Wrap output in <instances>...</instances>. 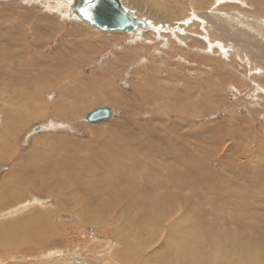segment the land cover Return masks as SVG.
I'll return each instance as SVG.
<instances>
[{
    "label": "rangeland",
    "instance_id": "374dc122",
    "mask_svg": "<svg viewBox=\"0 0 264 264\" xmlns=\"http://www.w3.org/2000/svg\"><path fill=\"white\" fill-rule=\"evenodd\" d=\"M121 2L153 28L100 32L71 0H0V264H211L192 246L217 232L263 264L264 0ZM99 107L113 120L88 124ZM146 165L172 170L164 192L138 181ZM164 193L176 208L138 236L149 218L130 204Z\"/></svg>",
    "mask_w": 264,
    "mask_h": 264
},
{
    "label": "bare ground",
    "instance_id": "6f19581e",
    "mask_svg": "<svg viewBox=\"0 0 264 264\" xmlns=\"http://www.w3.org/2000/svg\"><path fill=\"white\" fill-rule=\"evenodd\" d=\"M63 1H65V0H63ZM122 1V0H121ZM127 1V0H126ZM129 1V0H128ZM131 2H132V0H130ZM71 2H73V4H74V0H71ZM122 3V2H121ZM68 4H70V3H68ZM123 6L125 7V8H127V9H129V11H131V8H134V7H138V4H134V3H125L124 4V2H123ZM70 7H72L71 5H70ZM140 7V6H139ZM137 9H139V8H137ZM136 14V13H135ZM140 14V13H139ZM136 16L138 17V15L136 14ZM137 19V18H136ZM139 20H141L140 18H139ZM77 21V20H76ZM144 21V20H143ZM83 22V21H82ZM145 22V21H144ZM41 23H43L42 25L41 24H38V25H36V30H44V31H46V32H51V31H54V27H53V25H51V24H49V23H46V22H41ZM80 23V22H79ZM85 23V22H84ZM146 23V22H145ZM148 23V22H147ZM146 23V24H147ZM87 24V23H86ZM87 25H89V24H87ZM92 27V26H91ZM149 27V26H148ZM145 28H147V26L145 27ZM149 28H153V27H151V25H150V27ZM149 28H147V29H149ZM95 29V28H94ZM142 29H144V28H142ZM97 30V29H96ZM99 31V30H98ZM138 31V30H137ZM149 31H151V30H145V32H144V34H148L149 33ZM155 31H158V30H155ZM155 31H154V33H155ZM100 32H111V31H100ZM115 32H117V31H115ZM122 33H124V32H122ZM130 33V32H129ZM151 33V32H150ZM134 35H136V34H134ZM137 35H140V34H137ZM151 35V34H150ZM135 37V36H134ZM144 37H146V36H144ZM145 40V39H144ZM10 45H11V49H13L12 47H13V45L10 43ZM23 46H25L26 47V44H24ZM28 47H30L29 45H28ZM38 49H36V51H37ZM23 55H24V53H22ZM34 56H36V55H34ZM38 57V56H37ZM36 57V58H37ZM39 64H40V60H39ZM32 65H34V66H38V63L34 60V59H31V66ZM23 66V65H22ZM40 67V66H39ZM25 71V70H24ZM24 71H20L21 73L22 72H24ZM19 72V73H20ZM65 78V77H64ZM10 82V81H9ZM23 83V82H22ZM25 84V83H24ZM23 85V84H22ZM34 85H35V83H34ZM14 86V85H13ZM37 86V85H36ZM23 87V86H22ZM14 88H16V87H14ZM17 90V89H16ZM15 90V91H16ZM18 92H21V90H17V93ZM24 92V91H23ZM23 92H21V93H23ZM25 93V92H24ZM20 94V93H19ZM23 95H26V94H22V96ZM18 98H20V97H18ZM23 98H26V96L25 97H23ZM23 98L21 99V100H23ZM20 99H19V101H20ZM36 100H37V98H36ZM25 101V100H24ZM24 101H20V103L21 102H24ZM26 102V101H25ZM27 103V102H26ZM27 107H29L28 105H27ZM29 109V108H28ZM24 110H26V109H24ZM16 111V110H15ZM27 111V110H26ZM13 112V111H12ZM24 112V111H23ZM22 112V113H23ZM32 112V111H31ZM31 112H30V114H31ZM91 112V111H90ZM9 113H10V111H9ZM14 113V112H13ZM71 114V113H70ZM20 115V114H19ZM26 116V115H25ZM32 116H34V115H32ZM30 117H31V115H30ZM18 118V117H17ZM19 118H21L22 119V117H19ZM26 118H27V116H26ZM26 118L24 119V120H26ZM20 119V120H21ZM28 119V118H27ZM17 121H19V120H17ZM22 121V120H21ZM29 121V120H28ZM27 122V121H26ZM25 122V123H26ZM14 123H16V120L14 121ZM18 123H20V122H18ZM22 124V123H21ZM100 124V123H99ZM23 125V124H22ZM19 126H20V124H19ZM18 126V127H19ZM15 135V134H14ZM127 161H130V160H125V162H127ZM134 163H138V162H134ZM172 163V162H171ZM115 165H119V164H115ZM150 167H151V165L149 166H145V167H143V168H141V173L140 174H138V175H140V178H139V180L138 181H140V180H146L149 184H150V186H149V188H148V191L147 192H150V190H159V191H163L164 192V189H163V187H162V189H161V187H159L158 186V184H161V183H171L172 182V170L171 169H168L167 167H165L166 168V170L167 171H169L168 173H169V177H168V174H167V176L166 177H163L162 175H160L159 174V176H155V177H152V176H150V172H149V169H150ZM125 168H126V164H123V165H121V167H119V172L122 170V171H126L125 170ZM113 169V168H112ZM176 169V168H175ZM105 170V169H104ZM107 170H110L108 167H106V170L105 171H107ZM179 170V175L181 176V178H182V176L183 175H186V174H188V172H190L189 170H187V171H182V168H180V169H178ZM112 171V170H111ZM113 172V171H112ZM139 172V171H138ZM29 173V172H28ZM146 173V174H145ZM45 174V173H44ZM109 174V171H108V173H107V175ZM114 174H116L117 175V177L115 178L116 180H113V181H117L120 177H121V175H119V173H114ZM123 174H126V173H123ZM158 174V173H157ZM132 175V174H131ZM112 176V175H111ZM120 176V177H119ZM168 177V178H167ZM113 178V177H112ZM114 179V178H113ZM133 180H135V178L134 179H132L131 178V176H129V180H128V182H126L127 184L128 183H130V181H132L133 182ZM110 181V180H109ZM122 181V180H121ZM124 181V180H123ZM104 182H107V181H104ZM186 182V181H185ZM47 183V182H46ZM107 185V184H106ZM128 185H130V184H128ZM171 185H173V184H171ZM214 185V184H213ZM34 186V185H33ZM123 186V185H122ZM132 186V185H131ZM48 187V186H47ZM71 187V186H70ZM103 187H105V190H108L110 187L109 186H103ZM127 187V186H126ZM164 187H165V185H164ZM176 187H177V185H176ZM185 187V186H184ZM183 187V188H184ZM187 187V186H186ZM219 187V186H218ZM62 188H64V186L62 187ZM96 188V187H95ZM128 188H130V187H128ZM174 188V187H173ZM182 188V187H181ZM59 189V188H58ZM61 189V188H60ZM59 189V190H60ZM81 189V188H80ZM94 189V188H93ZM111 189V188H110ZM177 189H178V187H177ZM49 190V189H48ZM58 190V191H59ZM65 190V189H64ZM84 191H85V193L87 192L86 191V189H83ZM179 190V189H178ZM57 190H56V192H57V194L59 193ZM70 192H68V194L67 195H70L69 193H75V190L74 189H71V190H69ZM92 191V190H91ZM94 191V190H93ZM176 191V190H175ZM183 191V190H182ZM64 192V191H63ZM156 192V191H155ZM179 192H181V190L179 191ZM61 193H62V189H61ZM106 193V192H105ZM135 193V192H134ZM137 193V192H136ZM146 193V192H145ZM98 194V193H97ZM102 194V193H101ZM174 194V193H173ZM182 194H183V192H182ZM241 194V193H240ZM61 194H59V196H60ZM65 195V194H64ZM100 195V194H99ZM98 195V196H99ZM104 195V194H103ZM149 195H150V193H149ZM71 196V195H70ZM97 196V195H96ZM169 196L170 195H168V194H165L164 193V195H163V198H168V200H166L167 201V204L166 205H156L155 206V203H154V201H150L148 204H146L145 206H143V207H136V206H133L132 204H130L131 205V207H132V213H133V215L135 214V216H142V215H145V216H147L148 218H149V223L148 222H145L144 223V227L145 228H142V227H140V226H138V225H134L133 226V228H135V226L138 228L137 229V234H138V236L139 235H141L144 231H146V229L147 228H150V227H153V228H155L158 224H159V222H161V219H162V214L161 213H163V212H165V210L168 208L170 211H171V209L174 207V208H176V206H174L170 201H169ZM173 196V195H172ZM183 195H181V197H182ZM104 197V196H103ZM105 197H107V195L105 196ZM148 197H150V196H148ZM181 197H180V199H181ZM229 197V196H228ZM245 197V196H244ZM133 198H134V196H133ZM156 198V197H155ZM173 198V197H172ZM175 198V197H174ZM223 198V197H222ZM227 198V197H226ZM105 199V198H104ZM132 199V198H131ZM144 199V198H143ZM151 199V198H150ZM154 199V198H153ZM152 199V200H153ZM179 199V201H181ZM134 200V199H133ZM145 200V199H144ZM170 200H172V199H170ZM143 201V200H142ZM158 201V200H157ZM176 202V201H175ZM145 203V202H144ZM164 203V202H163ZM162 204V203H161ZM177 204V203H176ZM180 204V203H179ZM181 204H182V202H181ZM180 204V206H183V205H181ZM201 205V204H200ZM200 205H198L196 208H200L201 206ZM232 205V204H231ZM141 206V205H140ZM200 206V207H199ZM184 207V206H183ZM182 207V208H183ZM181 208V207H180ZM179 208V209H180ZM196 208H194V210L196 209ZM216 208V207H215ZM135 210V211H134ZM182 210V209H181ZM180 210V211H181ZM191 210V209H190ZM193 210V211H194ZM216 210V209H215ZM222 210V209H221ZM170 211H169V213H170ZM192 211V212H193ZM196 211H198V210H196ZM199 211H201V210H199ZM220 211V210H219ZM183 213V212H182ZM187 213H190V212H187ZM194 213V212H193ZM191 214V213H190ZM198 216H199V214L198 213H196ZM195 215V214H194ZM203 215H204V213H203ZM216 215H217V213H216ZM229 219H231L230 217H229ZM35 220V219H34ZM148 220V219H147ZM237 220V219H236ZM136 221V220H135ZM231 221V220H230ZM235 221V220H234ZM233 221V222H234ZM238 222V221H237ZM141 223V222H140ZM147 225V226H146ZM128 228H129V226H127ZM136 229V228H135ZM125 230V236H124V240H128V234H130V232H129V230H127V228H125L124 229ZM211 230H212V228H211ZM228 233V232H227ZM136 234V233H135ZM201 237V236H200ZM200 237H198V235H196V239H195V241H194V243H193V245L195 246V248H197L198 247V249L196 250V249H194V247L192 246V251H194L195 252V254L194 255H196V254H202V256H203V260L204 261H207V260H209V262L211 263V264H215V263H218V264H233V262H232V259L234 260L235 258V260H234V262L236 263V264H243L242 262L243 261H250V263L251 264H256L257 263V261H258V255L259 254H257V250L256 251H254L253 249H254V247L252 248H247V247H243V246H248V245H250V244H247V242H246V238H241V237H238L236 234H235V236H233V237H230V238H225V236H224V238H223V235H222V233L221 234H218V232H217V234H214V236L212 237L213 238V241H210L206 236L204 237V235H202V238H200ZM206 238L209 240L208 242L209 243H211V246H212V248H213V250H212V252L211 253H209L207 250H205V247L203 246L204 244H205V241H206ZM138 239V241H139V244L141 243V239H139V238H137ZM136 239V240H137ZM249 239V238H248ZM132 240V239H131ZM134 240V239H133ZM183 240H186L187 242H190L189 241V239H184V237H183ZM250 240H252V239H250ZM222 241H224V242H222ZM202 244V245H201ZM254 244V243H253ZM224 246V247H226V249H224V248H222L221 246ZM227 245V246H226ZM138 246H140V245H138ZM259 246V245H258ZM260 246H261V244H260ZM241 248H243V249H246L245 251H246V254H241V253H239L238 251L241 249ZM260 248H262V247H260ZM248 249H250V252H251V254L249 255V254H247L248 253ZM183 250V249H182ZM264 250V249H263ZM189 251V250H188ZM188 251L186 252V255H188ZM261 252V251H260ZM236 256V257H235ZM261 256V255H260ZM259 256V257H260ZM183 258V260L184 259H186L187 257L186 256H183L182 257ZM201 260H202V258H201ZM201 260H200V262H198L197 264H203V263H201ZM262 260V259H261ZM260 260V261H261ZM204 263H206V262H204ZM258 263H259V261H258ZM257 263V264H258ZM261 263V262H260ZM207 264H209V263H207ZM263 264H264V262H263Z\"/></svg>",
    "mask_w": 264,
    "mask_h": 264
},
{
    "label": "water",
    "instance_id": "95a60500",
    "mask_svg": "<svg viewBox=\"0 0 264 264\" xmlns=\"http://www.w3.org/2000/svg\"><path fill=\"white\" fill-rule=\"evenodd\" d=\"M71 11L81 21L99 31L131 33L146 27V23L136 19L120 0H74ZM113 118V110L110 107H99L89 112L85 121L93 125L110 122ZM33 130L34 134L41 131L38 126Z\"/></svg>",
    "mask_w": 264,
    "mask_h": 264
}]
</instances>
